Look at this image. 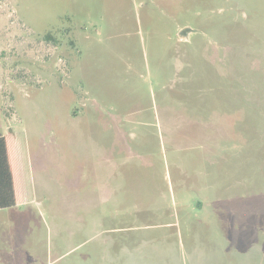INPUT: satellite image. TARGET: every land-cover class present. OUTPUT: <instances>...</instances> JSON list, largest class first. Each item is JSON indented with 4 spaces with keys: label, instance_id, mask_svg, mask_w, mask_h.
<instances>
[{
    "label": "rangeland",
    "instance_id": "obj_1",
    "mask_svg": "<svg viewBox=\"0 0 264 264\" xmlns=\"http://www.w3.org/2000/svg\"><path fill=\"white\" fill-rule=\"evenodd\" d=\"M3 132L0 264H264V0H0Z\"/></svg>",
    "mask_w": 264,
    "mask_h": 264
},
{
    "label": "trees",
    "instance_id": "obj_2",
    "mask_svg": "<svg viewBox=\"0 0 264 264\" xmlns=\"http://www.w3.org/2000/svg\"><path fill=\"white\" fill-rule=\"evenodd\" d=\"M47 38H50L47 36ZM8 137H0V210L15 207L16 200L15 183L16 179L9 169L7 158Z\"/></svg>",
    "mask_w": 264,
    "mask_h": 264
},
{
    "label": "crops",
    "instance_id": "obj_3",
    "mask_svg": "<svg viewBox=\"0 0 264 264\" xmlns=\"http://www.w3.org/2000/svg\"><path fill=\"white\" fill-rule=\"evenodd\" d=\"M10 135L11 136L8 137L7 133L3 132L2 134H0V137H8V141H7L8 143L6 145L8 165H9V169H10L11 174H12V168H13V174H14V177L16 179L17 174L19 173V167H18V163H17L16 157L14 156L15 153H14V151L12 152V133H10ZM18 195L19 194L16 193L17 202H18ZM17 205H16V207H17ZM10 211H12V207L0 210V212H10Z\"/></svg>",
    "mask_w": 264,
    "mask_h": 264
}]
</instances>
